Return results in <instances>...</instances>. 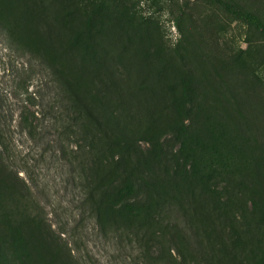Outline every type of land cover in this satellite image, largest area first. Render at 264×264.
<instances>
[{"label": "rangeland", "instance_id": "obj_1", "mask_svg": "<svg viewBox=\"0 0 264 264\" xmlns=\"http://www.w3.org/2000/svg\"><path fill=\"white\" fill-rule=\"evenodd\" d=\"M12 3L34 49L70 75L84 96L107 97L134 128L161 134L159 184L179 189L174 192L183 197L192 187L198 195V206L189 209L193 218L216 226L217 238L224 237L223 248L229 251L232 223L244 231L232 253L243 264L259 260L264 206L254 209L255 195L230 189L226 178L251 172L256 158L264 159V30L242 17L253 14L264 23V0ZM5 42L0 33V91L13 112V171L32 186L44 207L47 227L60 236L62 257L72 255L85 264H133L136 256L120 248L118 240L105 239L96 220L85 213L71 168L54 142L40 144L20 132V116L28 104L27 95L16 96L23 93L18 86L27 87L37 100L48 98L50 77L35 66L37 74L31 75L29 59L8 50ZM186 71L195 77L194 105L186 122L189 131L178 139L170 127L180 117ZM141 147L145 153L152 149ZM258 241L262 246L255 248ZM55 248L43 250L46 261Z\"/></svg>", "mask_w": 264, "mask_h": 264}, {"label": "trees", "instance_id": "obj_2", "mask_svg": "<svg viewBox=\"0 0 264 264\" xmlns=\"http://www.w3.org/2000/svg\"><path fill=\"white\" fill-rule=\"evenodd\" d=\"M15 10L12 0H0V33L7 49L21 59H29L31 75L37 74L35 66L50 77L48 98L39 96L37 100L27 87L18 86L23 93L16 92V96L27 95L24 103L28 104L20 116V132L40 144L54 142L81 191L82 208L96 220L100 234L129 249L130 255L136 256L133 264H243L232 248L240 245L244 231L238 232L229 222L231 250L223 248L224 237L217 238V227L211 228L189 213L194 204L198 206V195L192 187L183 197L181 192H174L179 189L168 190L159 184L156 171L162 169L161 134L134 128L118 104L107 97L84 96L70 75L34 49L26 24ZM242 17L264 30L259 17ZM194 90L195 77L186 71L180 117L170 127V133L178 139L189 131L186 122L192 117ZM8 102L0 91V264H85L72 255L62 257L57 242L60 236L47 227L44 207L35 199L32 186L13 171V112ZM142 144L152 145L149 153L144 152ZM262 158L253 162V171L226 178L230 189L255 195L257 199L251 201L254 209L264 206ZM255 245L258 248L262 243ZM51 248L55 249L46 261L42 252ZM260 252L262 257L251 264H264V249Z\"/></svg>", "mask_w": 264, "mask_h": 264}]
</instances>
